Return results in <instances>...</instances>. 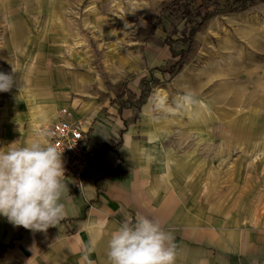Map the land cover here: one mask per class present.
<instances>
[{
  "label": "rangeland",
  "instance_id": "1",
  "mask_svg": "<svg viewBox=\"0 0 264 264\" xmlns=\"http://www.w3.org/2000/svg\"><path fill=\"white\" fill-rule=\"evenodd\" d=\"M172 1L0 0V72L13 79L0 92V141L9 126L19 141L58 119L132 110L128 124L137 116L136 139L151 146L154 172L176 185L194 222L247 236L250 219L264 218V0L200 27V2L183 0L194 3L189 26L198 32L173 45L176 62L162 46L183 29L164 11L178 10ZM215 1L234 6L201 4ZM152 53L164 59L159 71L148 67ZM24 99L32 100L25 109Z\"/></svg>",
  "mask_w": 264,
  "mask_h": 264
},
{
  "label": "crops",
  "instance_id": "2",
  "mask_svg": "<svg viewBox=\"0 0 264 264\" xmlns=\"http://www.w3.org/2000/svg\"><path fill=\"white\" fill-rule=\"evenodd\" d=\"M148 57L149 69L164 60L160 53ZM31 102L24 99V109ZM132 115V110L112 107L107 116L76 121L98 150L82 188L64 182L68 189L60 200L63 215L46 231L14 226L0 216V264H109L111 232L126 217L137 215L157 221L172 235L174 264H264V218L250 219L247 236L240 227L229 230L194 222L182 206L176 185L154 172L151 146L136 139L138 120L128 124ZM5 133L8 136L0 141V151L36 139L46 144L41 132L31 131L19 141L11 126Z\"/></svg>",
  "mask_w": 264,
  "mask_h": 264
},
{
  "label": "clouds",
  "instance_id": "3",
  "mask_svg": "<svg viewBox=\"0 0 264 264\" xmlns=\"http://www.w3.org/2000/svg\"><path fill=\"white\" fill-rule=\"evenodd\" d=\"M15 72L14 69H12ZM13 85L11 74L0 72V92ZM192 102L191 95L182 97ZM61 152L39 139L0 151V216L14 226L46 231L63 215ZM173 237L148 217H126L107 242L109 264H174Z\"/></svg>",
  "mask_w": 264,
  "mask_h": 264
},
{
  "label": "built area",
  "instance_id": "4",
  "mask_svg": "<svg viewBox=\"0 0 264 264\" xmlns=\"http://www.w3.org/2000/svg\"><path fill=\"white\" fill-rule=\"evenodd\" d=\"M45 140L61 152L63 183L72 181L81 189L89 167L98 157V150L90 145L82 126L76 121L59 119L47 128Z\"/></svg>",
  "mask_w": 264,
  "mask_h": 264
},
{
  "label": "trees",
  "instance_id": "5",
  "mask_svg": "<svg viewBox=\"0 0 264 264\" xmlns=\"http://www.w3.org/2000/svg\"><path fill=\"white\" fill-rule=\"evenodd\" d=\"M189 1H197V2H200V5L197 6L196 10H195V13H196V19H199V23H198V27L202 26L205 22L209 21L210 19L220 15V14H223V13H240V12H244L247 10V8L249 6H244V3L246 1V3H250L251 0H234L231 4L234 5L233 7H231L230 9H228V11L225 9V6H221L219 5L218 2H213V6L212 7H204L202 6V2H207V3H210V0H189ZM180 3H183V0H173L170 4H173L176 8H178L177 11H172L170 9H168V7L164 10L168 13V16L170 18H173V16L176 18L178 16H180V21L183 23V29L181 32V36L179 39L177 40H172L171 37L173 35H177L179 34L180 35V32H178L177 30L174 31V33H170L168 36H167V39L166 41L164 42V44L162 45L163 47H167L169 49V53H170V59L171 61H174L176 62L177 58L179 57L178 54H176V50L173 48V45L174 44H177V43H180L182 46H184L186 44V41L184 40V37L186 36V31L190 30V34L189 36L191 35V33H196L198 32V30L195 29V31H193L194 29L193 28H190L189 26V18L192 17V12L191 11V8L190 6H192L194 3L193 2H188L187 4H180ZM228 5V3H227ZM238 5H241V7H239ZM178 15V16H177ZM196 26V28H197ZM193 31V32H192ZM183 53V51H181ZM171 61H169L168 65H171ZM153 71H159V69H153ZM154 79V78H153ZM157 81V80H156ZM140 86L142 87L141 89V92H142V95H141V100L145 99L148 91H145V87L143 84H140ZM119 110H122V107L119 109ZM138 115V114H137ZM137 116L135 118V121L137 120ZM134 121V122H135Z\"/></svg>",
  "mask_w": 264,
  "mask_h": 264
},
{
  "label": "bare ground",
  "instance_id": "6",
  "mask_svg": "<svg viewBox=\"0 0 264 264\" xmlns=\"http://www.w3.org/2000/svg\"><path fill=\"white\" fill-rule=\"evenodd\" d=\"M156 98H157V106L161 107V108H165L166 104H167L166 95L164 93H162L161 91H159L156 94Z\"/></svg>",
  "mask_w": 264,
  "mask_h": 264
}]
</instances>
